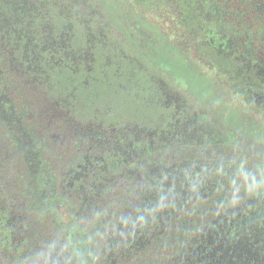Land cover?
<instances>
[{"label":"trees","instance_id":"16d2710c","mask_svg":"<svg viewBox=\"0 0 264 264\" xmlns=\"http://www.w3.org/2000/svg\"><path fill=\"white\" fill-rule=\"evenodd\" d=\"M194 2L176 0L180 18L175 21L171 17L174 27L181 28L180 36L186 37V41L183 40L186 54L192 49L190 45H195V37L189 32H201ZM27 5L0 10V53L5 56L3 65L15 82L10 90L18 91L21 104L39 112L42 109L37 118L42 119L43 131L51 144L61 150L69 144V149L63 158L66 161L58 165L57 175L49 186L58 200L54 204L35 201L37 211L54 213L51 226L58 239H49L38 248L31 245L32 228L27 221L25 200H13L0 216V264H40L50 252L55 254V259L60 258L62 264H168L177 255L189 253L188 246L193 247L200 235L206 236V230L212 228L216 217H223L221 211L228 203L264 186L263 171H259L257 182L244 181L240 165L222 162L237 138L243 139L240 136L226 134L219 144H182L177 138L163 140L162 131L173 112L144 105L143 90L122 91L119 84L124 76L117 78L110 73L109 78L101 79L98 75L99 97L90 100L69 96L64 81L54 79L46 60L41 61L36 70L27 69L23 41L14 38L5 22L6 16L23 22L20 26L24 27L44 22L47 31L41 33V28H37V37L43 39L51 34L48 28L53 31L55 27L56 12L66 15L68 9L75 10V7L58 4L41 5L37 10ZM85 9L79 6L74 12L83 13ZM186 63L184 59L183 65ZM184 68L187 67L184 65ZM219 69L221 75L223 70ZM221 77L226 87L224 74ZM182 86L190 87L189 83ZM1 93L0 89V96ZM197 166H203L207 173L194 181L192 175ZM226 168L240 174L239 177L223 178L221 175ZM152 171L162 176L172 171L188 173L183 180L188 185L186 195L174 192V185L166 195L164 188H157L148 181ZM76 172L81 176L70 181V175ZM205 180L208 187L215 184L214 180L220 183L207 188L202 197L199 191V195L191 193L192 186L200 187ZM182 187L185 190L183 184ZM108 205H112L114 211L104 215L106 224L101 230L93 229L90 224L94 217L88 220L83 211L91 207L104 214L99 208Z\"/></svg>","mask_w":264,"mask_h":264},{"label":"rangeland","instance_id":"374dc122","mask_svg":"<svg viewBox=\"0 0 264 264\" xmlns=\"http://www.w3.org/2000/svg\"><path fill=\"white\" fill-rule=\"evenodd\" d=\"M194 1L197 9V2ZM21 4H28V7L35 10L41 5L48 7L52 4L75 7L74 9L85 6L86 9L83 12L91 11L94 17L103 21L104 26L112 25L118 33L116 39L119 43L105 41L104 35L100 37V44L103 45L97 55L101 58L100 65L103 64L106 67L113 65L112 60L116 56L114 51L112 56V51L106 49V44L117 50L123 49L121 43L136 49L143 46L144 48H140L139 52H142L143 56L147 53L148 60L154 66L157 64L158 67L145 68L134 58L121 54V60L126 62V70L124 75L121 73L124 80L120 82L119 88L124 92L131 88L137 93L143 90L141 100L144 105L173 112L165 130L162 131L161 138L163 140L177 138L182 144L202 142L219 144L225 140L224 133L240 136L243 139L237 138L239 142L236 141L232 149L230 148L228 156L226 155L228 158L225 156L222 162L240 165L244 172L242 174L244 181L257 182L259 171H263L261 180L264 182V145H262L264 144V126H261L264 122L254 117L249 108L239 102L233 90L223 87L218 66L204 64L190 43L189 48L192 49L188 54L185 53L183 40L186 41V37L176 34L174 29L173 21L180 17L178 6H175L176 3L173 4L172 0H0V10L2 12L8 9L13 10ZM69 11L76 10L68 9L66 15L71 13ZM160 12L166 13L169 18L161 15ZM66 15L62 11L56 12L53 32L51 28H48L51 34L43 39L37 37V28H41V33L47 31L44 29L46 27L44 22L34 21V25L31 23L32 26L25 25V28L24 25L20 26L23 22L13 20L9 15L6 16L5 22L14 38L20 42L23 41L21 42L23 60L27 69L36 70L39 63L46 60L48 70L53 74L54 79L64 81L69 96H83L96 100L99 97V79L88 78V75H76L75 67L77 66L73 64L74 61L81 60L79 57L83 55L86 46L83 44L84 42L90 44L92 38L88 39L86 36L83 40L77 35L74 28H81V25L76 21H72L76 26L73 28L74 35L71 37L69 28L72 19L66 21L65 19L69 18ZM171 17L174 20H171ZM4 59L5 56L0 53V89L2 90L0 96V216L7 204L13 200H25L27 221L32 228V230L30 228V243L38 248L49 242V239H58L57 232L51 226L55 219L54 213L40 209L37 211L35 201L43 200L45 204H54L55 200H58V195L51 188L49 189V186L53 184L52 181L57 175L58 165L66 161L63 158L67 155L69 144L66 148L63 147V150L51 144L43 131L42 119L37 118L43 110L40 109L39 112L34 107L21 104V100L17 98L18 91L10 90L13 89L15 82L14 77L3 65ZM184 59H186L187 63L184 65L187 68H184ZM144 70H147L148 76L143 72ZM47 73L48 71L43 77L46 78ZM159 74H162V78ZM106 75H108L107 71L103 70L102 79L108 77ZM119 75L116 73V77H120ZM182 83H189L190 87L186 89ZM142 85L145 88H142ZM174 87L183 90L187 98L178 99ZM187 100L199 113L192 115L188 110V113L182 112L186 107L181 106L187 103ZM227 170L225 169V173ZM193 172L192 180L195 181L206 175L207 170L203 166H197ZM185 175L189 174H175L172 171L162 176L161 173L152 171L148 181L157 185V188H164L166 195L170 193L169 188L173 185L174 192L186 195L188 185H185L186 182L183 181ZM79 176H81L80 172L70 175V181L78 179ZM180 180L183 181L185 190L179 183ZM211 180L212 178H209V181ZM207 182V180L202 182L200 187L192 186L191 193L198 194L199 191L202 194L207 188L214 186L208 187ZM99 209L104 214L91 207H86L83 214L87 219L94 217L90 225L93 229L101 230L103 224H106L104 215H110L114 209L112 205ZM63 235L65 236L66 233L64 232Z\"/></svg>","mask_w":264,"mask_h":264},{"label":"flooded vegetation","instance_id":"af4514ba","mask_svg":"<svg viewBox=\"0 0 264 264\" xmlns=\"http://www.w3.org/2000/svg\"><path fill=\"white\" fill-rule=\"evenodd\" d=\"M196 2L201 32L198 34L191 30L189 34L195 37L194 49L198 51L197 56L207 66L216 65L222 69L221 75L224 74L225 86L235 92L239 102L248 107L254 117L264 122V0H196ZM172 3L175 4L176 0H172ZM177 10L181 14L179 7ZM161 15L169 18L166 13ZM66 16L69 17L65 19L66 21L74 17L69 28L71 37L75 29L83 40L86 36L88 39L92 38L90 44L83 41V45L86 46L83 55L79 57L81 60L72 58L76 60L73 63L77 66L76 75L97 78L96 74H99L102 79L104 70L108 74L104 79L109 78L110 73L114 76L119 73L121 76L126 70V62L121 60V54L134 58L145 68L153 69L157 66L148 60L147 53L143 56L142 52H139L143 46L136 49L132 46L126 47L121 42L123 48L121 50L106 44V49L112 51V56L114 51L116 56L112 60L113 65L108 67L100 65L101 58L97 57L98 51L103 48L100 37L104 35L105 41L119 43L116 39L118 35L116 29L112 25L104 26L103 21L94 17L91 11L71 12ZM72 21H76L77 24L80 22L81 28L75 27ZM174 29L176 34L181 35L179 32L181 28ZM57 38L59 39V36ZM147 70L143 72L148 76ZM159 75L162 78V74ZM173 89L178 94V99L187 98L180 88ZM181 107H186L182 112L191 111L192 115L198 112L188 100ZM226 134L224 133V136ZM231 171L232 169H228L221 176L237 179L240 174ZM214 182L213 187L220 183L216 180ZM203 195L204 193L201 197ZM242 196H244L242 199L227 204L221 211L223 217L221 215L216 217L212 228L206 230V236L200 235L193 242L195 244L193 247L188 246L189 253L177 255L168 261V264L172 261L174 264H264V186ZM55 257V254L50 252L49 257H44L40 264H62L61 259Z\"/></svg>","mask_w":264,"mask_h":264}]
</instances>
